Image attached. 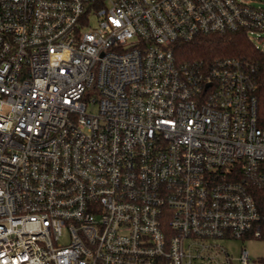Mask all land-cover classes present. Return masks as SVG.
<instances>
[{"label":"built area","instance_id":"1","mask_svg":"<svg viewBox=\"0 0 264 264\" xmlns=\"http://www.w3.org/2000/svg\"><path fill=\"white\" fill-rule=\"evenodd\" d=\"M239 30L264 7L0 0V264H231L219 240L264 238V90L175 52Z\"/></svg>","mask_w":264,"mask_h":264},{"label":"trees","instance_id":"2","mask_svg":"<svg viewBox=\"0 0 264 264\" xmlns=\"http://www.w3.org/2000/svg\"><path fill=\"white\" fill-rule=\"evenodd\" d=\"M175 52L181 62L197 65H210L224 59L239 61L258 85V90H264V51L244 30L201 35L191 41L179 43ZM261 263L264 264V257Z\"/></svg>","mask_w":264,"mask_h":264},{"label":"rangeland","instance_id":"3","mask_svg":"<svg viewBox=\"0 0 264 264\" xmlns=\"http://www.w3.org/2000/svg\"><path fill=\"white\" fill-rule=\"evenodd\" d=\"M256 6L264 7V0H251ZM91 23L95 25L96 19L93 17ZM255 39V43L264 48V30L258 31L251 35ZM261 36V38H259ZM219 242L230 254L231 264H244L241 257L245 250L249 252V264H259L264 257V238H254L247 236L245 238L221 239ZM225 255H221L219 259L224 261Z\"/></svg>","mask_w":264,"mask_h":264}]
</instances>
